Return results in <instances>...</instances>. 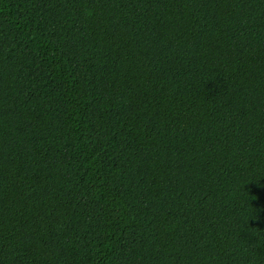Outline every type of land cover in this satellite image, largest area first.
Instances as JSON below:
<instances>
[{"label":"trees","instance_id":"1","mask_svg":"<svg viewBox=\"0 0 264 264\" xmlns=\"http://www.w3.org/2000/svg\"><path fill=\"white\" fill-rule=\"evenodd\" d=\"M0 264H264V0H0Z\"/></svg>","mask_w":264,"mask_h":264}]
</instances>
